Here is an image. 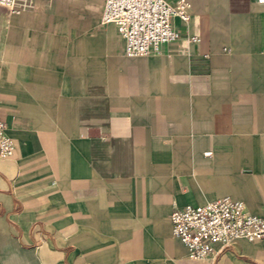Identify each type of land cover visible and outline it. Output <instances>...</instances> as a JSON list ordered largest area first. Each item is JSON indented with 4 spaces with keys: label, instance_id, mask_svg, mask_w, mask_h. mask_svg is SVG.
Returning <instances> with one entry per match:
<instances>
[{
    "label": "crops",
    "instance_id": "1",
    "mask_svg": "<svg viewBox=\"0 0 264 264\" xmlns=\"http://www.w3.org/2000/svg\"><path fill=\"white\" fill-rule=\"evenodd\" d=\"M189 1L201 41L144 56L105 0L0 4V264H264V238L193 259L172 232L224 195L264 215V2Z\"/></svg>",
    "mask_w": 264,
    "mask_h": 264
},
{
    "label": "built area",
    "instance_id": "2",
    "mask_svg": "<svg viewBox=\"0 0 264 264\" xmlns=\"http://www.w3.org/2000/svg\"><path fill=\"white\" fill-rule=\"evenodd\" d=\"M0 4L20 13L33 7L34 0H0ZM191 8L189 0H105L102 21L117 25L128 56L158 54L167 42L182 38L188 43L201 41L197 33L183 36L173 22L175 16L188 22ZM15 149V139L0 117V156L10 158ZM171 221L173 234L186 245L193 259L217 253V245L224 248L239 239L264 238V215L251 212L244 200L230 195L202 204L175 206Z\"/></svg>",
    "mask_w": 264,
    "mask_h": 264
}]
</instances>
